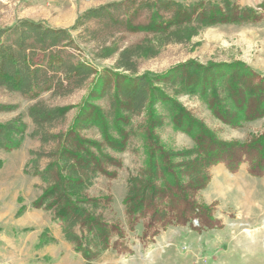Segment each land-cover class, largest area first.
<instances>
[{
    "label": "trees",
    "instance_id": "obj_1",
    "mask_svg": "<svg viewBox=\"0 0 264 264\" xmlns=\"http://www.w3.org/2000/svg\"><path fill=\"white\" fill-rule=\"evenodd\" d=\"M261 20L264 0L255 8L237 0H118L83 11L71 28L30 19L0 27V90L34 101L27 110L29 137L46 147L29 153L28 172L45 184L31 206L52 214L64 241L86 264L122 245L111 243L124 237L112 196L89 193L97 178H116L121 161L115 155L133 148L141 156L140 168L126 178L122 200L130 229L141 220L158 230L192 220L218 229L212 207L195 199L209 183L210 169L223 164L235 173L246 163L251 177L264 175V132L243 142L222 140L177 100L196 97L221 123L240 129L264 117L263 73L239 61H186L162 74L137 73L142 60L168 45L186 44L204 29ZM130 37L135 40L127 42ZM84 44L93 46L94 58L114 59L113 68L95 67ZM89 81L68 121L72 107L50 100L68 97ZM45 93L49 99L40 98ZM12 108L0 104V111ZM165 125L188 136L192 146L167 148L157 134ZM26 130L22 121L0 122V150L19 149ZM41 159L47 160L42 168Z\"/></svg>",
    "mask_w": 264,
    "mask_h": 264
},
{
    "label": "rangeland",
    "instance_id": "obj_2",
    "mask_svg": "<svg viewBox=\"0 0 264 264\" xmlns=\"http://www.w3.org/2000/svg\"><path fill=\"white\" fill-rule=\"evenodd\" d=\"M112 1L118 0H0V27L30 19L56 28H71L78 14ZM237 1L241 6L255 8L263 0ZM72 35L77 38L78 32L73 31ZM134 40L130 37L127 42ZM80 46L85 57L92 60L93 46ZM94 59L93 65L99 70L113 68L115 61ZM186 61L203 65L239 61L264 74V20L243 26L219 25L204 29L188 43L168 45L156 57L142 60L137 73L162 74ZM90 86L89 81L72 95L50 102L72 107L68 115L71 121ZM40 98L49 99V96L45 93ZM177 100L222 140L243 142L251 134L264 132V117L240 129H232L213 117L198 98L183 95ZM33 103V100L0 90V104L13 107L0 111V122L18 120L27 126L19 149L0 150V264H86L64 241L61 227L53 221L52 214L31 206L45 184L28 172L32 167L29 153L46 151V147L29 137L32 123L27 110ZM90 134L99 137L93 130ZM157 134L167 148L183 150L192 146L188 136L173 131L169 125L157 130ZM115 157L121 161L116 178H97L89 193L112 196L111 210L121 223L124 237H113L111 243L119 240L122 245L108 249L90 264H264V175L251 177L246 163L235 173L217 165L210 169V181L195 199L199 204L212 207L213 217L221 223L218 229L206 230L199 227L197 220L164 230L146 228L145 220H141L130 229L122 200L126 178L140 168L141 156L129 148ZM46 162L41 159L38 166L42 168Z\"/></svg>",
    "mask_w": 264,
    "mask_h": 264
},
{
    "label": "crops",
    "instance_id": "obj_3",
    "mask_svg": "<svg viewBox=\"0 0 264 264\" xmlns=\"http://www.w3.org/2000/svg\"><path fill=\"white\" fill-rule=\"evenodd\" d=\"M217 166H218V167H222V168L224 167L222 164H220V165H217ZM212 178H213V176H212Z\"/></svg>",
    "mask_w": 264,
    "mask_h": 264
}]
</instances>
